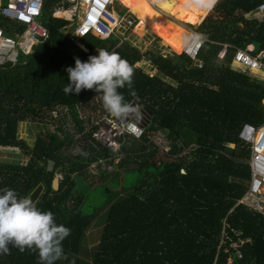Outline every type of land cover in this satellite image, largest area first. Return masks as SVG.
I'll use <instances>...</instances> for the list:
<instances>
[{"label":"trees","instance_id":"obj_1","mask_svg":"<svg viewBox=\"0 0 264 264\" xmlns=\"http://www.w3.org/2000/svg\"><path fill=\"white\" fill-rule=\"evenodd\" d=\"M58 1L47 0L39 20L48 32L46 41L20 55L16 64L0 66V148L28 156L25 165L0 163V188L27 197L43 186L35 205L70 229L61 242L66 257L55 264H228V259L230 264H264V216L237 205L250 179V150L237 135L243 124L258 128L264 123V80L230 68L236 49L252 46L253 56L264 50V19L244 18L264 0H217L207 16L215 0H149L180 23L196 26L202 21L197 28L201 68L184 54L140 53L115 37L101 40L89 34L81 40L88 49L83 52L65 35L69 22L49 15ZM118 2L139 21V32L152 31L172 51L182 50L190 39L146 0ZM0 26L11 35L8 26ZM223 44L231 47L218 59ZM101 48L132 65L136 95H129L127 87L118 91L125 102L142 107L138 122L143 135L119 136L116 152L92 137L110 116L99 95L91 89L68 95L62 91L68 82L65 68L74 66V57L84 61ZM143 57L154 75L135 66ZM87 105L93 112L89 115ZM25 122L52 125L56 132L46 131L29 147L18 135ZM151 131L165 133L168 152L151 143ZM113 156L116 163H105L129 168L125 172L136 173L137 179L124 195L115 192L112 200L95 207L88 198L91 191L109 196L108 184L117 185V180L113 174L105 182L112 173L100 170L105 180L92 185L85 180L86 167ZM54 174H59L56 191L51 187ZM97 220L102 225L98 243L87 257L86 232ZM9 249L0 255V264H39L36 251Z\"/></svg>","mask_w":264,"mask_h":264},{"label":"built area","instance_id":"obj_2","mask_svg":"<svg viewBox=\"0 0 264 264\" xmlns=\"http://www.w3.org/2000/svg\"><path fill=\"white\" fill-rule=\"evenodd\" d=\"M47 0H0V24L8 26L11 35H5L3 27L0 26V66L5 64L14 65L20 55H27L32 52V48L37 44H42L48 38L47 30L39 22L43 13V7ZM67 4L65 7L64 4ZM113 0H60L49 12L50 16L56 19L68 21L69 28H65V35L80 50L88 53L81 40L85 36L92 34L101 40H108L115 37L118 44L123 39L122 32L134 26V19L125 8L119 11L120 15L115 16L109 9ZM256 12L264 14V2L256 8ZM22 27V31H20ZM83 46V48L81 47ZM201 38L194 34L190 36L179 54L187 56L197 68H201L202 63L197 59L201 50ZM228 44H223L217 54L218 59H223ZM86 49V51H85ZM252 46L246 50L236 49L230 63V68L242 73L251 74L260 78L257 71L264 70V50L254 56L250 54ZM97 49L91 55H96ZM255 72V73H254ZM254 73V74H253ZM53 118H57L58 111L51 112ZM136 124L137 130H129L130 124ZM144 133V128L136 121V116L124 118L103 119V125L96 133V137L112 152H116L117 138L122 135L139 139ZM238 140L247 145L250 153L247 160L250 179L247 190L239 199L241 204L248 209L264 216V123L258 128L250 124H243L237 135ZM158 146V144H155ZM118 148V147H117ZM183 173V171H181ZM248 241V240H247ZM243 241L233 244L232 248L237 249ZM237 257L240 258L239 252ZM228 259V264H230Z\"/></svg>","mask_w":264,"mask_h":264},{"label":"clouds","instance_id":"obj_3","mask_svg":"<svg viewBox=\"0 0 264 264\" xmlns=\"http://www.w3.org/2000/svg\"><path fill=\"white\" fill-rule=\"evenodd\" d=\"M65 71L68 81L62 89L65 94L91 89L112 117L135 113L136 121L141 118L138 110L125 102L123 93L118 91L127 87L129 95H136L134 69L118 53L101 48L84 61L74 57V66H67ZM129 130L135 132L136 124H130ZM69 233L68 227L55 222L51 211L39 209L30 198L18 197L13 189L0 188V255H7L12 245L21 252L25 248L36 251L39 264H55L66 257L61 242Z\"/></svg>","mask_w":264,"mask_h":264},{"label":"rangeland","instance_id":"obj_4","mask_svg":"<svg viewBox=\"0 0 264 264\" xmlns=\"http://www.w3.org/2000/svg\"><path fill=\"white\" fill-rule=\"evenodd\" d=\"M118 1L119 0H113V4L111 5V9H109L115 16H119L120 15L119 11H122V12L125 11V8L124 7L122 8L121 4ZM151 1L153 2V0H151ZM216 1L217 0H215V2H213L211 4V6H209V8H208L209 10H208L206 16L209 15V13H211L212 7L216 3ZM3 2H4V0H1V3H3ZM153 3H150L149 0L147 1V4L150 5L151 8H153L155 11L162 12L158 8V3H155V4H153ZM162 13H163V16L165 18L171 20L175 24H179L181 26V28L184 31L188 32V34L190 36H193L194 34L199 35V33L197 31V28L201 24L202 21L196 26H191L189 24H183V23L178 22L171 15H169L167 13H164V12H162ZM130 16H131L132 19H134L135 23H134V26L131 27L129 30H126V31L122 32L123 41H127L128 43H130L131 46L137 48L140 53H144V52H146L148 50L156 51V52L157 51L159 52V50H160V53H164V54L169 53L170 48L165 46L161 42V40L155 34H153L150 30L144 29L143 31L139 32V30L137 28V26L139 24V21L135 18V16H133L131 14H130ZM244 18L247 19V20H251L253 18H258V20H263L264 19V14L258 13L255 10L253 15L252 14L251 15H245ZM240 26H242V24H240ZM66 28H69V26L67 25ZM184 39L186 40V38H184ZM180 51H178V52L171 51V52L175 53V54H179ZM135 66L141 67L144 72H146V73H148L150 75H154L155 74L154 67L149 64V62L145 59V57L141 58V60L138 63H136ZM261 73H264V70H260V72L257 71L255 74L256 75L259 74V77L264 80V77L261 76ZM134 103H135V109L138 110V112L141 114V111H142L141 105L137 101H134ZM86 109H87L86 113L88 115L91 114L90 112H92V111L89 110L90 106L87 105ZM134 115H135V113H129L127 116H124V117H121V118H125V117L128 118V117H132ZM102 125L103 124H101L99 126V129H100V127ZM98 130L95 133L92 134V137L96 141L100 142V140L96 137V133L98 132ZM46 131L50 132V133H54V131L56 132L55 128H53L52 125L46 126V125H44V123L39 125V124H35L33 122H25V123H21L19 125L18 135H19V138L24 140L29 147H32V144H33L35 138L38 137V136H43L46 133ZM148 135H149V139H150L151 143L160 150L159 152H161V153L168 152L170 144H169V141L165 138V133L163 131H151V132L148 133ZM155 144H158V146L155 145ZM116 149L117 150L119 149L118 141L116 143L115 150ZM75 150L78 151L77 148H75ZM110 159L113 161V164L118 161V157L113 156V157H109L108 159H105V160H103L101 162L90 163L86 167V171H85V175H84L85 176V180H87L92 185L93 184L102 183L105 180V179H103L101 181V179L104 178V177H102V178L100 177V174L98 172L100 170H107L110 173H112V175L109 174L107 176L108 179L105 180V182H109L110 178L113 176V174H115L113 178H116V180H117V185L116 184L110 185V183L108 184L111 187V191H112L109 194V196H107V194L105 192H102V193L99 192V190H96L94 192L91 191L90 196L88 198L90 200H92V202L95 205V207H100L108 199L112 200L113 199V194H115V192L119 196L120 195H124L127 191H129L132 188L134 182L137 179L136 173L129 172V171L125 172L129 168H126V169H113V165L106 164L107 162L110 161ZM27 160H28V156L23 154L18 149H15V148H0V163H10V164L11 163H19L21 165H25L27 163ZM237 205H241V204H238V202H237ZM103 212H104L103 210L98 211V216L99 215L101 216V214H103ZM98 216H97V218H98ZM98 221L99 220H97L95 222V224L92 225L86 232V236H85V246H86L85 255L87 257L89 256V253L94 249V247L98 243L100 229H101V226H102V225L99 224Z\"/></svg>","mask_w":264,"mask_h":264},{"label":"water","instance_id":"obj_5","mask_svg":"<svg viewBox=\"0 0 264 264\" xmlns=\"http://www.w3.org/2000/svg\"><path fill=\"white\" fill-rule=\"evenodd\" d=\"M172 50L170 49L169 52H171ZM133 108H135V103H131L130 104ZM133 115V114H132ZM110 118H112V116H109ZM124 119H127L126 117ZM58 183H59V174H54L53 179H52V183H51V187L52 190L56 191L58 189ZM43 192V186L41 184L37 185L35 187V189L27 196V198H30L32 200L33 203H36L38 198L40 197V195Z\"/></svg>","mask_w":264,"mask_h":264},{"label":"crops","instance_id":"obj_6","mask_svg":"<svg viewBox=\"0 0 264 264\" xmlns=\"http://www.w3.org/2000/svg\"><path fill=\"white\" fill-rule=\"evenodd\" d=\"M146 1H148V0H146ZM129 13H130V11L129 10H127ZM152 32V31H151ZM153 33V32H152ZM154 34V33H153ZM166 46V45H165ZM171 49V48H170ZM172 50V49H171Z\"/></svg>","mask_w":264,"mask_h":264},{"label":"bare ground","instance_id":"obj_7","mask_svg":"<svg viewBox=\"0 0 264 264\" xmlns=\"http://www.w3.org/2000/svg\"><path fill=\"white\" fill-rule=\"evenodd\" d=\"M189 41V40H188ZM185 46V45H184Z\"/></svg>","mask_w":264,"mask_h":264},{"label":"flooded vegetation","instance_id":"obj_8","mask_svg":"<svg viewBox=\"0 0 264 264\" xmlns=\"http://www.w3.org/2000/svg\"><path fill=\"white\" fill-rule=\"evenodd\" d=\"M140 116H141V114H140Z\"/></svg>","mask_w":264,"mask_h":264}]
</instances>
